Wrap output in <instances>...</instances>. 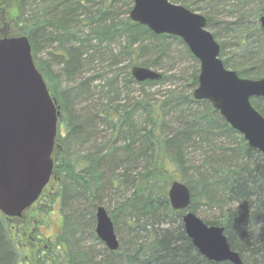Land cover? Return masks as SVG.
I'll list each match as a JSON object with an SVG mask.
<instances>
[{"label": "trees", "instance_id": "16d2710c", "mask_svg": "<svg viewBox=\"0 0 264 264\" xmlns=\"http://www.w3.org/2000/svg\"><path fill=\"white\" fill-rule=\"evenodd\" d=\"M169 1L205 16L226 68L243 78L264 76L258 21L264 0ZM116 2L3 0L0 22L10 35L27 36L60 115L53 179L32 205L30 221L0 213V264H231L209 261L194 248L184 210L168 200L173 181L188 187L189 211L224 228L243 264H264V154L208 101L194 100L199 62L187 46L120 15ZM177 47L192 67L169 74ZM41 49H49L50 59L36 58ZM136 64L163 70L161 79L135 81ZM251 103L264 117V99ZM107 189L123 198L110 210L102 205ZM97 206L113 221L117 251L95 234ZM54 207L60 229L46 238L36 221Z\"/></svg>", "mask_w": 264, "mask_h": 264}, {"label": "water", "instance_id": "95a60500", "mask_svg": "<svg viewBox=\"0 0 264 264\" xmlns=\"http://www.w3.org/2000/svg\"><path fill=\"white\" fill-rule=\"evenodd\" d=\"M128 17L156 35L178 37L199 62L194 100L208 101L247 144L264 154V117L251 103L264 99V76L240 77L225 67L220 45L207 29L204 15L169 0H132ZM0 0V13H2ZM264 34V15L259 17ZM0 22V213L6 218H25V212L53 177V151L59 107L37 70L25 34L10 35ZM137 82L159 81L158 70L133 65ZM170 206L184 210V231L194 248L207 260L243 264L230 248L224 228L207 225L188 210V187L173 181L167 191ZM95 234L109 251L119 248L111 217L103 206L95 209Z\"/></svg>", "mask_w": 264, "mask_h": 264}, {"label": "rangeland", "instance_id": "374dc122", "mask_svg": "<svg viewBox=\"0 0 264 264\" xmlns=\"http://www.w3.org/2000/svg\"><path fill=\"white\" fill-rule=\"evenodd\" d=\"M132 4L129 3L128 0H117L116 7L119 8L118 11H119L120 15L124 16L125 14H128L129 10L132 7ZM199 13H201V12H199ZM0 14H2V13H0ZM217 20H219L220 22L223 21L220 16H218ZM219 41H221V40L219 39ZM48 51H49V49H41L37 53L36 58H38L40 60H47V58L50 59L49 55L47 54ZM173 58H174L175 64L173 65V67H172L173 69H172V71L169 72V74H180L182 69H185V68L188 69V68H190V66L192 67V65L190 64V61L181 56L180 47L173 49ZM48 61H50V60H48ZM49 65L53 71H59V68H60L59 65L54 64L53 62L51 63V61H50ZM159 71L163 72V70H159ZM60 79H63V77H60ZM98 83H100V81ZM98 83L95 82L94 84H98ZM60 84L65 85L63 80H60ZM100 84H102V83H100ZM151 90L155 91L154 88H152ZM96 91L97 90L95 89V92ZM95 97H97V96L95 95ZM189 156L193 157V160L195 162H197L199 159V157L195 156L194 152H190ZM102 199H103L102 205H104V207H106L107 209L110 210L118 201L122 200L123 198H122V194L114 193V191L107 189L106 192L104 193ZM31 208H32V206L26 210L25 215H24L25 218H22V219L25 220L27 218L30 221L31 215L29 214V211L31 210ZM198 217L203 218L201 213L198 214ZM29 221H28V224H29ZM36 224H38L37 226L39 227L40 231L44 234V237L55 238V235L58 233V231L60 229V216H59L58 210L54 207V209L51 212H49L48 214L38 216ZM120 227H121L120 236L124 239H127L128 237H126V236H129V234L126 231V226L124 224H122ZM29 229H30V226H29Z\"/></svg>", "mask_w": 264, "mask_h": 264}, {"label": "bare ground", "instance_id": "6f19581e", "mask_svg": "<svg viewBox=\"0 0 264 264\" xmlns=\"http://www.w3.org/2000/svg\"><path fill=\"white\" fill-rule=\"evenodd\" d=\"M117 251V250H116Z\"/></svg>", "mask_w": 264, "mask_h": 264}]
</instances>
